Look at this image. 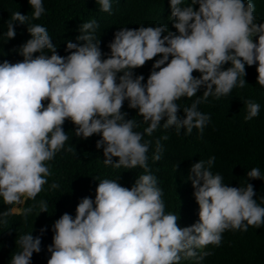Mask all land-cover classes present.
<instances>
[{
	"label": "clouds",
	"instance_id": "clouds-1",
	"mask_svg": "<svg viewBox=\"0 0 264 264\" xmlns=\"http://www.w3.org/2000/svg\"><path fill=\"white\" fill-rule=\"evenodd\" d=\"M97 2L102 11H112L110 0ZM28 3L32 19L45 13L42 0ZM169 6L175 32L163 24L120 28L108 44L107 58H102L105 54L95 36L98 24L92 20L79 28L76 40L82 43L66 41V56L57 53L46 27L27 25L30 38L18 48L23 59L0 62V197L4 204L34 200L43 190L52 175L46 162L69 141L62 127L66 120L73 123L79 138L101 137L95 146L103 148L105 165L144 169L130 188L117 180H100L95 198H82L74 217L63 213L56 219L47 264H179L182 258L201 260L211 255L198 250L219 246L225 230L247 231L249 226L264 225V207L254 199L253 185L228 186L211 171L215 157L190 166L188 179L199 206L198 221L179 227L178 215L165 213L163 191L147 163L151 141L134 131L139 127L136 121L125 119L124 102L142 116L148 136L161 121L165 129L175 127L177 134L181 129L191 134L193 128L202 134L210 116L199 111L198 105L209 96H227L233 88L243 87L245 65H256V81L264 87V23L256 22L251 0H191L187 5L184 0H169ZM28 20L26 14L14 12L7 40L16 36L14 22L26 25ZM158 54L142 83L144 76H134L133 70ZM228 62L231 66L225 69ZM194 71L200 76H194ZM201 87L202 97L184 107L182 117L178 115L181 109L176 101L196 96ZM245 104L246 121L259 115L258 103L248 100ZM167 139L164 135L155 141L153 161L161 159V140ZM65 150L75 152L71 145ZM113 157L118 159L114 162ZM246 175L262 179L259 168ZM39 208L37 215L47 213V202L41 200ZM31 211L23 210L25 219ZM45 230L42 227L40 232ZM16 244L19 251L10 264H30L33 253L41 251L39 236L21 235Z\"/></svg>",
	"mask_w": 264,
	"mask_h": 264
},
{
	"label": "trees",
	"instance_id": "trees-1",
	"mask_svg": "<svg viewBox=\"0 0 264 264\" xmlns=\"http://www.w3.org/2000/svg\"><path fill=\"white\" fill-rule=\"evenodd\" d=\"M191 0H184L187 5ZM255 5L254 16L256 22L264 23V0H251ZM45 13L39 19H32V9L28 0H0V62L4 60L16 63L23 59L19 54V46L26 42L30 35L27 25L40 24L46 27L52 42L57 46V53L68 55L65 51L66 41L82 43L76 37L83 23L95 20L98 27L95 36L100 41V48L107 58L110 53L109 42L114 33L120 28L135 29L141 26L166 25L175 32L174 19L170 20L171 9L169 0H110L112 11L101 10L97 0H42ZM194 9L199 5H193ZM26 14L29 20L26 25L14 22L15 38L7 40V26L14 12ZM255 42L256 37H253ZM45 54L51 55L45 49ZM38 55V53L34 54ZM160 54L145 63L144 66L133 70L135 75L147 77L153 70L152 65ZM171 59V57H169ZM225 63V69L230 67ZM159 70V69H155ZM246 81L243 87H235L227 96L216 98L209 96L206 102L198 105V110L210 116V122L201 134L193 128L191 134H185L181 129L177 134L175 127L165 129L161 126L151 136L144 133L148 126L143 122L136 109L128 107L127 101L121 111L127 113L125 119H133L139 127L134 131L143 134V139L151 141L148 150V166L152 175L157 178L158 186L163 191L162 199L165 213L178 215V226L187 227L198 221L199 206L194 198V188L190 175V166L199 161H207L215 157L211 168L213 174H220L228 186L253 185L256 193L254 199L264 207V87L257 81L256 65H245ZM118 73L117 75H121ZM193 75L200 76L198 71ZM203 87L196 96L181 97L176 103L180 106L178 115L183 116V108L190 106L197 98L202 97ZM251 100L260 105L259 115L251 120H245L247 109L245 102ZM45 104L47 101L44 102ZM63 129L69 136L65 149L69 145L75 152L62 149L54 159L46 162L52 175L47 177L43 190L33 199H23L18 212L12 211V205L3 203L0 197V214L8 212L7 216L0 215V264H10L11 257L19 251L16 240L24 234L39 236L41 251L33 253L30 264H47L50 253L47 246L52 243V224L63 213L75 216V208L84 197L95 198V189L102 179L117 180L124 187H131L136 178L144 174V169L137 166L133 169L115 168L103 163V148H96V141L101 137L93 134L87 139L74 135L75 126L66 120ZM167 135L169 139L161 140L163 153L159 161H153L155 141ZM118 159L113 157V161ZM259 168L262 179H252L246 173L252 168ZM56 183L58 188L52 189ZM47 202V213L40 212L39 202ZM31 208L27 219L23 210ZM37 215V216H36ZM46 230L42 234L40 229ZM209 252L201 260L195 258L181 259L179 264H264V225L260 228L249 226L247 231L225 230L219 246L208 245L199 252Z\"/></svg>",
	"mask_w": 264,
	"mask_h": 264
},
{
	"label": "rangeland",
	"instance_id": "rangeland-1",
	"mask_svg": "<svg viewBox=\"0 0 264 264\" xmlns=\"http://www.w3.org/2000/svg\"><path fill=\"white\" fill-rule=\"evenodd\" d=\"M22 201H23V198H22ZM21 203H22V202H21ZM21 203L18 204V205H17V204H13V206L11 207V210H13V211H18V209H19Z\"/></svg>",
	"mask_w": 264,
	"mask_h": 264
}]
</instances>
